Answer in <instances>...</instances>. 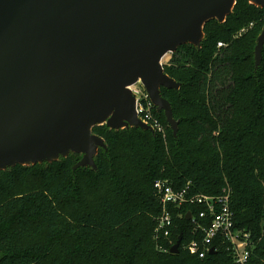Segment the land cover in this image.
Here are the masks:
<instances>
[{"label": "trees", "instance_id": "16d2710c", "mask_svg": "<svg viewBox=\"0 0 264 264\" xmlns=\"http://www.w3.org/2000/svg\"><path fill=\"white\" fill-rule=\"evenodd\" d=\"M263 27L264 7L237 0L224 23L205 25L200 47L172 54L164 70L181 87L161 93L180 121L176 138L154 107L165 137L94 128L108 148L95 157L96 170L74 172L82 155L70 154L1 171L0 264H236L220 237L210 245L213 255L187 250L204 238L187 219L204 210L199 205L172 208L170 237L156 239L157 181L190 197L230 188L235 229L249 235L247 264H264V48L258 69L254 53Z\"/></svg>", "mask_w": 264, "mask_h": 264}, {"label": "water", "instance_id": "95a60500", "mask_svg": "<svg viewBox=\"0 0 264 264\" xmlns=\"http://www.w3.org/2000/svg\"><path fill=\"white\" fill-rule=\"evenodd\" d=\"M264 7V0H249ZM237 0H0V172L52 163L97 169L108 150L93 133L153 128L137 114L131 87L141 83L176 138L180 121L161 89L179 90L163 59L201 46L204 27L224 23ZM264 27L255 66L263 58ZM191 220V214L187 216ZM182 238L172 247L178 254ZM210 255L215 254L212 248Z\"/></svg>", "mask_w": 264, "mask_h": 264}, {"label": "built area", "instance_id": "2783aa9c", "mask_svg": "<svg viewBox=\"0 0 264 264\" xmlns=\"http://www.w3.org/2000/svg\"><path fill=\"white\" fill-rule=\"evenodd\" d=\"M222 44H219L221 47ZM165 64H168L164 62ZM133 93L137 96V114L139 118L150 125L154 131L165 137V128L154 117L153 108L155 107L150 100L147 92L142 91L137 85L131 87ZM155 188L161 200V214L157 218V227L155 229V237L168 238L171 235L173 227V214L171 209L182 207L188 204H195L204 207V210L194 215L191 214L192 223L202 229L204 232L203 240H194L190 242L186 248L192 255L204 258L212 248L210 245L217 238H223L230 243L236 264H247L250 257L248 250L249 235L237 232L234 224V214L231 209V189L225 188L219 196L197 195L188 196L187 191H176L168 182L157 181ZM210 221L208 227H204L205 221Z\"/></svg>", "mask_w": 264, "mask_h": 264}, {"label": "rangeland", "instance_id": "374dc122", "mask_svg": "<svg viewBox=\"0 0 264 264\" xmlns=\"http://www.w3.org/2000/svg\"><path fill=\"white\" fill-rule=\"evenodd\" d=\"M171 57H172V54L169 55V59H168V60L163 61V62L168 63V62L171 60ZM136 85H137V87L140 88L142 91L146 92L144 86H143L141 83H137Z\"/></svg>", "mask_w": 264, "mask_h": 264}, {"label": "bare ground", "instance_id": "6f19581e", "mask_svg": "<svg viewBox=\"0 0 264 264\" xmlns=\"http://www.w3.org/2000/svg\"><path fill=\"white\" fill-rule=\"evenodd\" d=\"M169 55H170V54L166 55L165 58L163 59V61L168 60V59H169Z\"/></svg>", "mask_w": 264, "mask_h": 264}]
</instances>
